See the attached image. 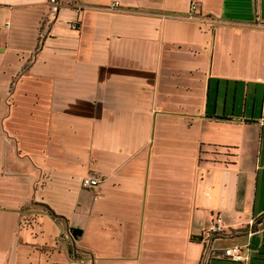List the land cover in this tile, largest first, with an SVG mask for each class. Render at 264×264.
<instances>
[{"label":"crops","instance_id":"0c3cea01","mask_svg":"<svg viewBox=\"0 0 264 264\" xmlns=\"http://www.w3.org/2000/svg\"><path fill=\"white\" fill-rule=\"evenodd\" d=\"M190 1L0 0V264L261 249L264 0Z\"/></svg>","mask_w":264,"mask_h":264},{"label":"built area","instance_id":"2783aa9c","mask_svg":"<svg viewBox=\"0 0 264 264\" xmlns=\"http://www.w3.org/2000/svg\"><path fill=\"white\" fill-rule=\"evenodd\" d=\"M51 4V14L55 12L56 7L58 6V0H50ZM117 4L114 1L112 4L107 6V9H114L115 5ZM198 2L196 0H192L189 2V13L186 14L187 18H196L193 16L191 11H193ZM77 7V6H76ZM61 22L67 25L69 28L76 29L78 26V21L76 19H61ZM259 122L264 121V111H262ZM98 181L97 176H82L80 178V186L83 188H92L96 185ZM251 224V222H250ZM235 230H229L227 232L224 231L221 218L218 214H216L213 218L210 219L208 225L203 229L201 234V241L203 243V250L199 256L197 264H207L208 259L210 258V251H211V243L213 239L220 236L223 233H234ZM252 231L247 229V234L250 235ZM223 255L227 256L233 261H247L249 257V246L248 243H235L231 246H227L223 249Z\"/></svg>","mask_w":264,"mask_h":264},{"label":"trees","instance_id":"16d2710c","mask_svg":"<svg viewBox=\"0 0 264 264\" xmlns=\"http://www.w3.org/2000/svg\"><path fill=\"white\" fill-rule=\"evenodd\" d=\"M235 261L231 260L227 256L220 258H209L207 264H234ZM247 264H264V243L261 244V249L249 256Z\"/></svg>","mask_w":264,"mask_h":264},{"label":"water","instance_id":"95a60500","mask_svg":"<svg viewBox=\"0 0 264 264\" xmlns=\"http://www.w3.org/2000/svg\"><path fill=\"white\" fill-rule=\"evenodd\" d=\"M80 230L76 227H73L71 230H70V233L71 235L74 237L77 233H79ZM74 264H83V263H78L76 260L73 261Z\"/></svg>","mask_w":264,"mask_h":264}]
</instances>
